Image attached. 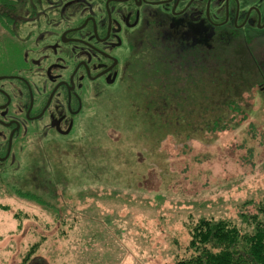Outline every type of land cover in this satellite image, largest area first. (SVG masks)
Masks as SVG:
<instances>
[{"label":"rangeland","instance_id":"1","mask_svg":"<svg viewBox=\"0 0 264 264\" xmlns=\"http://www.w3.org/2000/svg\"><path fill=\"white\" fill-rule=\"evenodd\" d=\"M193 49L169 51L160 84L154 54V74L106 91L86 132L22 154L0 182V264H176L200 218L243 226L264 199V34Z\"/></svg>","mask_w":264,"mask_h":264},{"label":"flooded vegetation","instance_id":"2","mask_svg":"<svg viewBox=\"0 0 264 264\" xmlns=\"http://www.w3.org/2000/svg\"><path fill=\"white\" fill-rule=\"evenodd\" d=\"M261 34L264 0H3L0 182L32 146L86 132L96 101L151 74L159 51L154 71L166 78L169 51L213 52Z\"/></svg>","mask_w":264,"mask_h":264},{"label":"trees","instance_id":"3","mask_svg":"<svg viewBox=\"0 0 264 264\" xmlns=\"http://www.w3.org/2000/svg\"><path fill=\"white\" fill-rule=\"evenodd\" d=\"M175 56L179 58L177 54H173V57ZM194 56H187L188 58L182 62L177 59V63L190 64L195 68L198 64L194 61L196 59ZM172 74L174 72L171 73L174 81L170 83L173 85L175 96L178 79L176 74ZM161 82L162 80H158L156 84ZM157 87L160 90L157 91L158 101L159 103L162 101L160 105H163V91L159 85ZM161 117L164 119L163 114ZM20 195L37 203H43L39 197L29 191L25 193L20 191ZM248 205L253 206V211L249 212L245 209ZM238 217L243 226H238L227 219L200 218L190 229V240L186 246L188 256L178 260L176 264H264V199L246 202Z\"/></svg>","mask_w":264,"mask_h":264}]
</instances>
